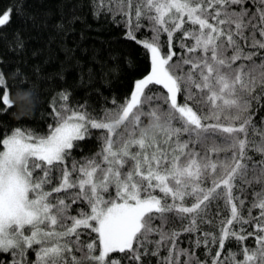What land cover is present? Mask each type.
<instances>
[{
    "label": "snow or ice",
    "instance_id": "snow-or-ice-1",
    "mask_svg": "<svg viewBox=\"0 0 264 264\" xmlns=\"http://www.w3.org/2000/svg\"><path fill=\"white\" fill-rule=\"evenodd\" d=\"M119 13L126 38L150 57L149 72L122 104L94 116L85 105L71 107L63 91L47 134L26 125L9 132L0 119V253H10L11 264H147V256L157 264H201L179 239L202 224L216 227L222 202L229 216L219 219V235L203 233L205 247L210 235L219 244L212 264H223L231 240L240 250L226 253L228 264H264V129L257 132L247 115L264 96V56L247 50H264V0H120ZM9 19L6 10L0 26ZM144 19L152 35L138 40ZM0 90V117L14 115L3 74ZM93 130L101 132L100 150L69 167ZM249 187L259 215L249 209L245 218ZM253 220V230L244 229ZM85 230L96 239L82 241ZM249 237L254 246H244Z\"/></svg>",
    "mask_w": 264,
    "mask_h": 264
},
{
    "label": "trees",
    "instance_id": "trees-1",
    "mask_svg": "<svg viewBox=\"0 0 264 264\" xmlns=\"http://www.w3.org/2000/svg\"><path fill=\"white\" fill-rule=\"evenodd\" d=\"M251 4L255 5L256 0H251ZM119 8L120 0H0V15L10 10L9 22L0 26V74L4 75L10 98L15 104L14 108L9 109V113L14 115L0 117L9 132L17 125H26L40 134H47L48 125H55L52 106L59 107V93L63 91L70 93L68 104L71 107L85 105L94 116L114 110L124 102L134 82L149 72L150 57L142 45L126 38V17L119 13ZM94 12H99V15H94ZM141 23L144 27L136 32L137 39H150L152 33L148 21L144 19ZM180 35L176 34L177 37ZM167 40V35L162 34L164 52H167ZM21 41L22 48L19 46ZM247 50L259 51V55L264 56V50ZM176 51L182 54V50ZM150 87L165 92L159 85ZM179 102H182V98H178ZM247 115L251 117L257 132L264 129V96L252 101ZM142 120L146 125L147 117H142ZM93 132L94 138L79 142L82 147L69 158V167L72 160L82 161L100 150L101 132ZM253 138L259 140L258 135ZM249 154L259 159L254 152ZM58 183L57 179L47 188L50 190ZM251 191L249 187L242 196L245 199L242 210L245 218H248V210L253 202L252 195H249ZM155 194L159 195L158 192ZM236 194L241 195L239 191ZM72 207L77 208V205ZM83 207L87 208V205ZM251 210L253 216L259 215L258 209ZM212 211H216V205H213ZM220 211L221 216L213 221L216 227L202 224L199 232L184 233L179 239V247L195 253L194 259L198 258L201 264H212L215 253L220 250L218 242H212L211 235L207 237L205 247L206 238L203 235L204 232L219 235V219L229 216L222 202ZM257 222L253 220L251 225L245 224L243 227L252 231V225ZM239 227L236 225L235 229L239 230ZM95 239L96 234L90 230H85L81 235L82 241ZM198 239L199 247L196 246ZM254 243V238L249 237L244 246H254ZM229 250L239 253L240 245L235 240L226 243L220 257L223 264H228L226 253ZM28 255L31 260L35 259L34 252L30 251ZM74 255L78 258L80 253ZM112 255L119 257L122 254ZM160 255H167V251H162ZM12 259L10 253H0V264H11ZM183 259L186 257H181ZM142 261L157 264V258L152 256L143 257ZM121 264L134 262L124 260Z\"/></svg>",
    "mask_w": 264,
    "mask_h": 264
},
{
    "label": "bare ground",
    "instance_id": "bare-ground-1",
    "mask_svg": "<svg viewBox=\"0 0 264 264\" xmlns=\"http://www.w3.org/2000/svg\"><path fill=\"white\" fill-rule=\"evenodd\" d=\"M20 123V122H19ZM10 124V123H9Z\"/></svg>",
    "mask_w": 264,
    "mask_h": 264
}]
</instances>
